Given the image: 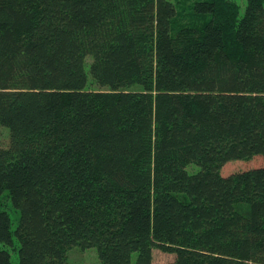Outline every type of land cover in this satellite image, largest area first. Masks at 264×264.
<instances>
[{"label":"trees","instance_id":"trees-1","mask_svg":"<svg viewBox=\"0 0 264 264\" xmlns=\"http://www.w3.org/2000/svg\"><path fill=\"white\" fill-rule=\"evenodd\" d=\"M0 126V264H264V0H0Z\"/></svg>","mask_w":264,"mask_h":264},{"label":"rangeland","instance_id":"rangeland-1","mask_svg":"<svg viewBox=\"0 0 264 264\" xmlns=\"http://www.w3.org/2000/svg\"><path fill=\"white\" fill-rule=\"evenodd\" d=\"M241 3L242 0H239ZM8 143V132L5 128L0 126V145L5 146ZM264 165V156L256 155L251 157L248 160L242 159H233L226 161L220 168V173L222 175H227L235 171L258 167ZM189 170H194L195 165L191 164L188 166ZM3 201H5L3 199ZM2 202V201H1ZM6 202V201H5ZM4 205V202H2ZM5 206V205H4ZM13 217L12 223L13 226L16 224V216L13 213L11 218ZM11 252V261L16 263L18 260L16 250L10 249ZM174 258V254L170 252H166L160 250L158 248H154L152 250V261L151 264H165L166 262L172 260ZM67 261L68 264H99L98 256L96 249L94 247L87 248L85 250H80L77 247L71 248L67 252Z\"/></svg>","mask_w":264,"mask_h":264}]
</instances>
